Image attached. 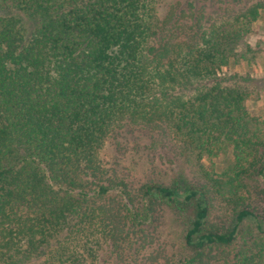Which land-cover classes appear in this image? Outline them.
Wrapping results in <instances>:
<instances>
[{
    "label": "trees",
    "instance_id": "trees-1",
    "mask_svg": "<svg viewBox=\"0 0 264 264\" xmlns=\"http://www.w3.org/2000/svg\"><path fill=\"white\" fill-rule=\"evenodd\" d=\"M182 4L0 0V264H264V5Z\"/></svg>",
    "mask_w": 264,
    "mask_h": 264
},
{
    "label": "rangeland",
    "instance_id": "rangeland-1",
    "mask_svg": "<svg viewBox=\"0 0 264 264\" xmlns=\"http://www.w3.org/2000/svg\"><path fill=\"white\" fill-rule=\"evenodd\" d=\"M186 5L191 0H181ZM193 1V0H192ZM195 8L193 12L203 15V20L208 22L212 17L232 16L237 11L242 10L245 5H252L261 2L264 5V0H194ZM165 9V8H164ZM216 10L218 12L216 13ZM162 11V9H161ZM164 11V10H163ZM229 69L238 72L246 73L251 71L254 77L259 79L264 78V8L262 9V16L255 21L246 34L243 44L235 51V55L231 60ZM248 111L252 119L257 120V126L264 127V90L261 96L256 100H250L247 103ZM146 144V142H144ZM231 155L217 157L213 160L214 168L221 174L230 161ZM223 168V169H222ZM111 250H106L103 253V262H107L111 255Z\"/></svg>",
    "mask_w": 264,
    "mask_h": 264
}]
</instances>
